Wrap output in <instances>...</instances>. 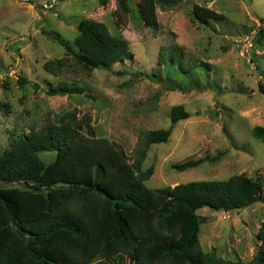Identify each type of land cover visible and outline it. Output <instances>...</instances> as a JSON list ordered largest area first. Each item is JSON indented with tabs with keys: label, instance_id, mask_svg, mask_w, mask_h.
Listing matches in <instances>:
<instances>
[{
	"label": "rangeland",
	"instance_id": "rangeland-1",
	"mask_svg": "<svg viewBox=\"0 0 264 264\" xmlns=\"http://www.w3.org/2000/svg\"><path fill=\"white\" fill-rule=\"evenodd\" d=\"M139 2L131 0L118 28L116 0H0V156L31 127L78 110L79 118L92 117L95 136L123 145L132 162L144 133L169 129L172 108L182 105L191 117L175 126L167 143L148 152L143 169L154 170L148 186L241 174L264 180V143L252 135L255 127H264V0H181L173 7L158 6V32L140 20ZM195 6L224 19L201 25L193 19ZM87 19L102 21L113 35L126 39L134 59L90 74L76 66L58 76L46 72L47 61L65 57V48L54 39L72 45L78 25ZM163 48L177 49L187 72L161 65ZM50 84L84 87L90 98L49 97L45 90ZM202 158L211 161L185 172L173 169ZM198 215L206 252L216 250L224 260L247 263L259 251L264 195L244 210L204 208ZM94 264L134 263L124 257Z\"/></svg>",
	"mask_w": 264,
	"mask_h": 264
},
{
	"label": "trees",
	"instance_id": "trees-1",
	"mask_svg": "<svg viewBox=\"0 0 264 264\" xmlns=\"http://www.w3.org/2000/svg\"><path fill=\"white\" fill-rule=\"evenodd\" d=\"M130 2L116 0L113 16L118 28L123 15L130 12ZM180 2L140 0V20L158 32V6ZM193 19L210 27L211 21L224 16L195 6ZM77 29L72 45L53 38L65 48V57L47 61L46 72L58 76L76 66L90 74L134 59L130 43L113 35L102 21L83 20ZM159 63L186 71L182 54L175 48H163ZM25 83L26 79L21 84ZM33 86L39 89L38 84ZM86 92L84 87L68 84H50L45 90L49 97ZM190 117L184 106H174L171 127L144 133L132 162L123 145L95 136L92 117L79 118L78 110L59 114L43 127H31L13 139L10 149L0 156V264H94L99 259L124 257L134 264H264V223L258 233L261 247L245 263L224 260L216 250L205 251L198 215L204 208L232 212L260 202L262 178L241 174L174 187L147 185L154 170L144 171L143 164L151 146L167 143L175 126ZM252 135L264 143V127H255ZM207 161L210 158L190 160L173 169L185 172Z\"/></svg>",
	"mask_w": 264,
	"mask_h": 264
},
{
	"label": "water",
	"instance_id": "water-1",
	"mask_svg": "<svg viewBox=\"0 0 264 264\" xmlns=\"http://www.w3.org/2000/svg\"><path fill=\"white\" fill-rule=\"evenodd\" d=\"M221 210H223V209H221Z\"/></svg>",
	"mask_w": 264,
	"mask_h": 264
}]
</instances>
